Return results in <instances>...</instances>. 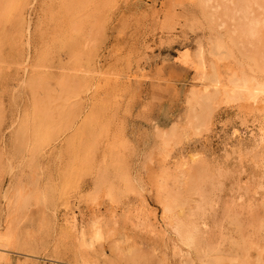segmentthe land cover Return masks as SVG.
Here are the masks:
<instances>
[{"label": "rangeland", "instance_id": "374dc122", "mask_svg": "<svg viewBox=\"0 0 264 264\" xmlns=\"http://www.w3.org/2000/svg\"><path fill=\"white\" fill-rule=\"evenodd\" d=\"M182 1L135 0L121 6L132 17L128 24L118 21L108 27L104 37L85 30L89 36L87 48H98L102 54L100 77L120 74L124 80L129 78L137 96L110 120L96 103L104 101L102 95L95 97L92 91L68 96L53 93L49 135L39 140L40 144L47 138L33 155L32 164L37 166L33 170L28 168V154L15 155L11 146L17 128H22L24 111L30 113L27 110L31 106H9L28 98L20 95L16 84L0 83V241L8 229L10 244L14 243L12 253L0 264H264V187H259L262 170L255 168L251 143L239 127L235 110L213 115L212 126L205 134H185L170 162L171 167L182 166L185 178L179 184L180 192L190 209H197L202 216L204 250L198 252L180 244L178 251L173 250L152 215L143 231L123 223V207L128 202L138 206L147 201V209L160 218L147 190L137 182L144 176V157L154 146L157 134L171 127L183 129L187 117H195L197 123L206 117L192 97L204 87L195 84L193 70L179 69L173 58L182 30L188 34L191 48L196 42L205 45L209 34L182 28L181 17L186 14L188 21H199L206 11L220 38L227 34L236 39L229 18L246 0H200L199 5L190 0L185 7ZM153 9L161 17L171 12V20L161 26L149 12ZM28 20L32 26L34 15L29 14ZM29 55L26 50L25 56ZM77 75L91 74L83 67ZM96 79L93 75L91 83L96 84ZM99 118L100 129L91 133ZM260 120L264 123V116ZM106 128L108 141L98 137ZM236 131L243 144L238 153H234L239 140L234 137ZM113 138L121 145L115 168L106 156ZM93 145L99 148L98 157L84 165V153L93 151ZM244 155L246 159L240 161ZM99 169L102 178L97 179ZM125 180L139 189L141 199L125 196ZM51 182L56 188L53 196L48 193ZM93 190L99 194V238L94 239L85 229L86 237L79 244V235L69 231L68 223L74 216L78 228L86 227L91 213L82 199ZM110 211L112 221L108 218Z\"/></svg>", "mask_w": 264, "mask_h": 264}, {"label": "bare ground", "instance_id": "6f19581e", "mask_svg": "<svg viewBox=\"0 0 264 264\" xmlns=\"http://www.w3.org/2000/svg\"><path fill=\"white\" fill-rule=\"evenodd\" d=\"M189 1L183 0L182 6L185 7ZM132 2L135 0H0V83L16 84L20 95L28 98L26 101H15L13 106H9L10 109L31 106L27 110L30 113L24 111L22 128L19 126L11 138L15 155L28 154L29 170L37 168L32 164L33 155L41 144H45L49 135L53 93L68 96L72 92L86 94L92 91L95 97L102 95L104 101L96 103L98 108L101 107L102 115L110 120L116 119L123 107L128 108L129 100L137 96L129 78L124 80L120 74L100 77L98 64L102 54L98 48H87L89 36L85 34V30L89 29L104 37L108 27L118 21L128 24L132 17L123 12L126 7L121 9V6H128ZM192 2L199 5L200 0ZM207 3L203 5L204 8ZM149 12L161 26L172 17L169 11L162 17L156 9ZM29 14L34 15L32 26L28 20ZM185 15L181 17L184 23L182 28L191 32L205 31L210 37L208 35L205 45L196 42L191 48L187 42L188 34L182 30V39L177 42L173 62L179 69L193 70L195 84L204 87L200 92H193L192 97L195 103L203 107L206 117L200 123L195 117H187L183 129L177 131L171 127L167 132H158L154 146L144 157V176H139L137 182L147 190L160 218L147 209L150 205L147 201L140 202L138 206L128 202L123 207V223L134 230L143 231L148 228V218L152 215L155 224L163 228V236L171 243L173 250L178 251L180 244L201 252L204 250L202 216L197 209L192 211L188 201L182 197L179 188L185 178L182 179V166L171 167L170 162L174 148L179 146L185 134H205L212 126L213 115L221 110H235L239 127L251 143L255 168L262 170L263 182L259 187H264V123L260 120L264 116V0H246L231 15L229 20L234 24L236 39L227 34L220 38L206 11L199 21H188V15ZM26 50L30 51L28 57L25 56ZM113 61L117 62L115 58ZM83 67L91 75L79 77L77 73ZM93 75L95 79L98 75L96 84L91 83ZM100 122L101 118L94 122L91 133L100 129ZM108 133L109 129L106 128L98 137L108 141ZM46 136L39 144V140ZM234 137L239 139L234 151L238 153L243 149L242 136L236 131ZM120 148L115 138L106 147V156L112 168L118 163ZM92 149L83 152L81 161L84 165L94 163V158L98 157L99 148L93 145ZM244 158L245 155L240 156L239 160ZM96 177L102 178L101 169ZM49 186L52 187L48 193L53 196L52 191L56 188L53 182ZM123 186L126 197L141 199L139 189L128 181L125 180ZM98 200L96 190L82 199L91 213L86 227L78 228L80 224L75 217L70 218L68 229L71 233L77 232L79 244L86 237L85 229L94 239L99 238L101 217L96 214ZM62 204L67 207L66 203ZM108 218L110 221L114 219L111 211ZM6 231V236L0 241V261L7 259L14 246V243L10 244L12 237L8 229Z\"/></svg>", "mask_w": 264, "mask_h": 264}]
</instances>
